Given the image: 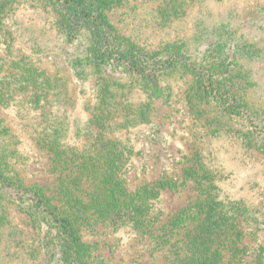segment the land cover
Masks as SVG:
<instances>
[{"label":"rangeland","instance_id":"rangeland-1","mask_svg":"<svg viewBox=\"0 0 264 264\" xmlns=\"http://www.w3.org/2000/svg\"><path fill=\"white\" fill-rule=\"evenodd\" d=\"M116 2L107 16L120 37L148 55L185 46L194 66L208 51L214 74L230 70L238 107L227 113V103L204 98L195 75L183 69L160 75L158 92L112 66L84 79L70 62L86 58L89 37L68 38L58 5L0 0V124L9 134L2 173L8 184H23L0 182V264H65L58 232L47 218H36L26 195L33 186L53 194L62 175L54 169L53 150L74 152L75 159L113 144L127 158L121 173L127 193H152L157 182H173L177 190H160L155 202L162 220L203 201L215 215L223 209L240 227L233 244L235 222L228 220L223 262L264 264V0ZM105 82L121 104L113 105L112 130L102 138L89 120ZM87 190L86 203L93 195ZM104 218L94 216L93 225L80 230L94 264H183L184 234L163 243L133 224Z\"/></svg>","mask_w":264,"mask_h":264},{"label":"trees","instance_id":"trees-1","mask_svg":"<svg viewBox=\"0 0 264 264\" xmlns=\"http://www.w3.org/2000/svg\"><path fill=\"white\" fill-rule=\"evenodd\" d=\"M50 2L58 5V12L70 40L80 34H86L89 37L86 58H78L70 62L78 67L80 73H84V79L102 66H112L126 73L128 80H132V83L139 82L152 92H158L160 75L183 69L195 75L199 84L198 91L204 98L213 97L219 103H227L228 106L225 108L227 113H231V109L238 107L240 101L236 97L235 85L226 77L230 76V70L226 69L221 74H214L217 68H214V64H209L212 55H209L208 51L203 52L205 56L199 66L191 64L185 46L166 45L163 52L148 55L130 40L120 37L110 22L107 11L116 0H50ZM112 85L126 88L125 84L118 85L117 82ZM109 87L108 82H105L103 87L100 86L99 102L89 120L90 128L93 126L92 123L98 125L99 135L97 136L102 138L106 130H112L113 105L121 104L111 99L110 95L113 92ZM245 110H248V107H245ZM116 125L119 129L127 127L120 123ZM2 130L4 128L0 124V182L20 187L23 185L22 182L19 181L20 183L17 184L12 181L8 184L2 173L6 171L4 157L1 156L2 144L4 138L9 135L2 134ZM102 138L99 140L103 141ZM259 149L264 152V131H262ZM53 151L56 152L54 169L62 174L53 194L45 193L48 187L33 186L30 190L32 194L26 196L30 202L28 205L32 213L37 216L36 218H47V225L54 227L58 232L61 241L60 254L65 264H94L92 249L82 241L80 233L83 227L93 225L91 220L94 216L101 219L111 217L121 225L133 224L163 243H170L184 234L188 254L183 259V264H226L223 261L228 236V220L235 219L232 215H227L223 209L215 215L211 209H206L207 204L203 201L199 203V210L198 206L190 204L170 216L165 222L160 218L161 212H155V202L159 199L160 190L167 188L177 190V186L170 181H159L156 184V187L159 185L158 190L152 193L144 190L135 194L127 193L121 180L127 158L124 150L117 148L116 144L107 151L105 148L98 150L92 147L75 159L74 152L71 156H65L66 151L58 149ZM105 158L113 161L105 162ZM88 188L92 190L93 195L90 202L86 203L82 196L87 193ZM212 205L222 206L223 204L213 202ZM236 222L234 228H231L233 244L238 241L240 233V227ZM180 240L183 241V239Z\"/></svg>","mask_w":264,"mask_h":264}]
</instances>
